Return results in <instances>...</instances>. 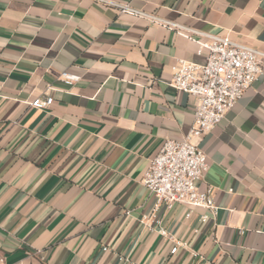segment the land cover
Here are the masks:
<instances>
[{
	"label": "crops",
	"instance_id": "0c3cea01",
	"mask_svg": "<svg viewBox=\"0 0 264 264\" xmlns=\"http://www.w3.org/2000/svg\"><path fill=\"white\" fill-rule=\"evenodd\" d=\"M112 1L264 52V0ZM197 39L95 0H0L3 264H264V60L194 141L215 216L169 210L141 182L164 140L194 125L197 99L169 84L177 59L205 62ZM63 72L79 80L67 88ZM47 96L48 109L29 105Z\"/></svg>",
	"mask_w": 264,
	"mask_h": 264
},
{
	"label": "built area",
	"instance_id": "2783aa9c",
	"mask_svg": "<svg viewBox=\"0 0 264 264\" xmlns=\"http://www.w3.org/2000/svg\"><path fill=\"white\" fill-rule=\"evenodd\" d=\"M106 8L120 14H128L149 23L177 29L179 35L195 41L197 55L205 62L197 64L177 59L172 66L170 86L197 99L194 125L189 134L180 140L166 138L158 153L149 160L142 184L151 194L171 210L182 204L192 208L206 209L215 216V206L211 189L200 190L199 183L209 169L208 156L194 142L217 127L228 111L242 98L244 92L262 74L264 52L240 43L230 35L216 36L168 22L158 16L112 0H95ZM79 77L63 72L60 81L71 88ZM264 92V88H263ZM54 98L35 99L29 105L38 110L52 106ZM188 217L190 214L187 215ZM209 215L201 217L207 222ZM160 225V221H156ZM160 234L167 237L165 230ZM180 244L171 250L175 254ZM107 249H104L106 251ZM0 259V264H3Z\"/></svg>",
	"mask_w": 264,
	"mask_h": 264
}]
</instances>
